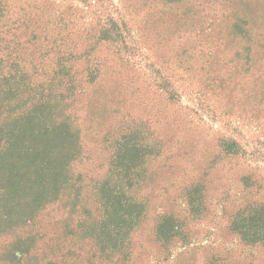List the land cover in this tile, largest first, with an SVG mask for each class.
I'll return each instance as SVG.
<instances>
[{"label":"rangeland","instance_id":"1","mask_svg":"<svg viewBox=\"0 0 264 264\" xmlns=\"http://www.w3.org/2000/svg\"><path fill=\"white\" fill-rule=\"evenodd\" d=\"M262 205L264 0H0V264H264Z\"/></svg>","mask_w":264,"mask_h":264},{"label":"trees","instance_id":"2","mask_svg":"<svg viewBox=\"0 0 264 264\" xmlns=\"http://www.w3.org/2000/svg\"><path fill=\"white\" fill-rule=\"evenodd\" d=\"M261 206V205H260ZM264 207V205H262ZM258 209V208H257ZM255 215H257L258 220L256 221L258 226L252 225L246 232H240V235L242 236L243 241L247 240V242H260L264 241V235H261V230H264V217L261 215H258V211L255 212ZM246 221V219L244 220ZM253 221V220H251ZM262 236V237H261ZM254 237V241H251V239ZM250 238V239H248ZM250 240V241H248ZM99 261L104 264H110V258L105 255L104 253L100 252L99 256L97 257Z\"/></svg>","mask_w":264,"mask_h":264}]
</instances>
